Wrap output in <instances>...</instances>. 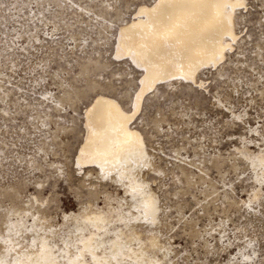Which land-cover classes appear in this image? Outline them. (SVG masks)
I'll list each match as a JSON object with an SVG mask.
<instances>
[{
    "label": "rangeland",
    "instance_id": "374dc122",
    "mask_svg": "<svg viewBox=\"0 0 264 264\" xmlns=\"http://www.w3.org/2000/svg\"><path fill=\"white\" fill-rule=\"evenodd\" d=\"M153 1L0 0V230L16 202L28 222L36 213L61 227L93 197L128 200L76 154L96 92L133 111L142 70L115 46ZM242 1L223 62L204 67L200 84L150 88L132 120L149 153L140 174L158 200L162 264H264V177L247 159L264 149V0Z\"/></svg>",
    "mask_w": 264,
    "mask_h": 264
},
{
    "label": "bare ground",
    "instance_id": "6f19581e",
    "mask_svg": "<svg viewBox=\"0 0 264 264\" xmlns=\"http://www.w3.org/2000/svg\"><path fill=\"white\" fill-rule=\"evenodd\" d=\"M243 2L154 0L149 5L137 6L132 19L120 28L117 26L119 31L116 29L118 39L115 55L127 57L142 70L141 77H137L140 79L137 92H134V98L131 97L133 111L125 109L114 97L96 92L87 108L85 107L86 110L84 109L85 134L76 154V164L96 166L101 175L120 182L119 184L124 186L121 191L128 192V200L120 201L115 197L119 201L114 204V197L112 202V198L104 195L103 205L94 201V197V200L89 199L84 205L81 201L79 203L83 206L78 211L63 215L64 222L61 227H55L56 224L53 225V221L50 223L45 216H33L36 213L31 215L32 218L28 222L29 210L24 213L23 207L16 202L4 213L3 228L0 230V258L10 264L12 258L17 255V252H8L7 249L14 248V242L20 240V237L15 236V232L19 231L23 237L20 242L29 241L24 247L28 249L26 255L33 256V264L38 259L39 245L43 240H48L50 246L54 243L55 251L52 255L56 258V264H67V260L77 254L83 259L76 264L163 263L166 246L161 242L159 233L153 230V225L158 219V200L140 174L150 163L149 153L144 137L133 126L132 120L140 109L144 94L150 88L175 78L195 84L199 72L204 67L215 66L224 59L226 50L237 38L236 8L241 7ZM228 50L227 52H230V49ZM137 67L133 66L135 70ZM247 159L252 167L258 168L256 175L264 177V149L258 150L257 153H247ZM256 195L257 192L254 193V196ZM125 197L124 199H127ZM8 224L14 225L11 234L7 228ZM28 228L33 231L28 232ZM32 239L37 241L35 250L30 243ZM4 240H12L13 243L6 244L2 242ZM64 241L69 245L67 248ZM85 249H91V252ZM63 253H66L67 259L62 258ZM47 255L45 253V256ZM113 256L115 259H112Z\"/></svg>",
    "mask_w": 264,
    "mask_h": 264
},
{
    "label": "snow or ice",
    "instance_id": "6c2138e0",
    "mask_svg": "<svg viewBox=\"0 0 264 264\" xmlns=\"http://www.w3.org/2000/svg\"><path fill=\"white\" fill-rule=\"evenodd\" d=\"M7 228L9 229V234H11L12 231L14 230V225L8 224ZM27 231L32 232L33 229L28 228ZM15 236L20 237V240H23V237L21 236V233L19 231L15 232ZM20 240H16L14 242V248L7 249L8 252H12V251L17 252V255L12 258L10 264H33V256L26 255L28 249L24 247V245L29 243V241L24 240V242L21 243ZM2 242L6 244L13 243L12 240H4ZM30 243L31 246L33 247V250H35L37 245L36 239H32ZM64 245L65 248L69 246L66 241H64ZM53 251H55L54 243L51 244L50 246V242L48 240H43L39 245L38 259L34 262V264H56V258L55 256L52 255ZM85 251L91 252V249H85ZM45 253H47L48 255L45 256ZM61 255L62 258L67 259L66 253H63ZM81 259H83V257L77 254L72 259L67 260V264H76V262ZM93 259H95V257H93ZM112 259H115V257L113 256ZM0 264H9V261L0 258Z\"/></svg>",
    "mask_w": 264,
    "mask_h": 264
}]
</instances>
